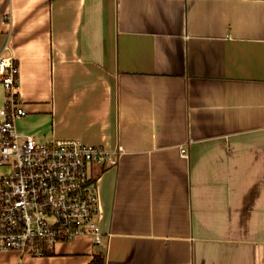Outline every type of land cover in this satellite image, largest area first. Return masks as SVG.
<instances>
[{"label":"crops","instance_id":"obj_1","mask_svg":"<svg viewBox=\"0 0 264 264\" xmlns=\"http://www.w3.org/2000/svg\"><path fill=\"white\" fill-rule=\"evenodd\" d=\"M5 14L18 133L125 151L103 243L0 264H264V0H0V51Z\"/></svg>","mask_w":264,"mask_h":264},{"label":"built area","instance_id":"obj_2","mask_svg":"<svg viewBox=\"0 0 264 264\" xmlns=\"http://www.w3.org/2000/svg\"><path fill=\"white\" fill-rule=\"evenodd\" d=\"M2 24L0 84L6 98L0 108V251L44 255L78 235L101 244L109 233L101 231L102 199L92 169L117 167L125 150L76 138L37 143L30 134L18 133L16 120L26 110L18 94V65L9 52V14ZM180 152L186 156L185 149Z\"/></svg>","mask_w":264,"mask_h":264},{"label":"trees","instance_id":"obj_3","mask_svg":"<svg viewBox=\"0 0 264 264\" xmlns=\"http://www.w3.org/2000/svg\"><path fill=\"white\" fill-rule=\"evenodd\" d=\"M88 264H105L103 253H97L93 256V259Z\"/></svg>","mask_w":264,"mask_h":264},{"label":"rangeland","instance_id":"obj_4","mask_svg":"<svg viewBox=\"0 0 264 264\" xmlns=\"http://www.w3.org/2000/svg\"><path fill=\"white\" fill-rule=\"evenodd\" d=\"M60 138H68V137H60ZM74 139V138H73ZM77 139V138H76ZM37 143H42V142H50V140H48L47 138L45 137H42L41 139H35ZM53 140V139H51Z\"/></svg>","mask_w":264,"mask_h":264}]
</instances>
